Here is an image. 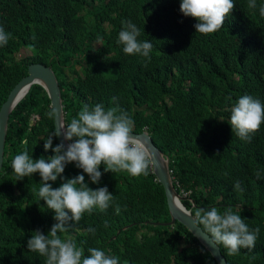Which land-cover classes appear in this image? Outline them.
Returning <instances> with one entry per match:
<instances>
[{
    "label": "trees",
    "instance_id": "trees-1",
    "mask_svg": "<svg viewBox=\"0 0 264 264\" xmlns=\"http://www.w3.org/2000/svg\"><path fill=\"white\" fill-rule=\"evenodd\" d=\"M233 2L223 27L203 35L196 33L197 21L180 12L181 0H0V26L10 34L0 47V101L27 62L49 63L65 125L84 105L128 112L133 130L144 127L167 155L173 186L183 190L180 201L193 215L201 208L221 213L231 208L250 230L259 228L251 250L229 256L218 245L228 264H264V124L245 141L228 123L241 96L264 104V17L259 13L264 0H256L255 9L248 8L249 0ZM122 21L135 24L138 39L153 45L150 59L123 52L117 43ZM19 46L29 52L15 57ZM49 113L45 91L31 82L7 115L0 164V264H46L27 242L37 230L47 235L55 213L39 201V173L17 181L11 162L25 149L33 160L54 155L44 149L53 133ZM57 144L54 137L53 147ZM99 171L100 182L93 184L75 162L65 167L64 178L83 174L93 190L106 186L114 201L106 211L85 213L62 238L74 241L85 256L89 248H99L118 257V264H217L181 222L153 223L169 215L151 170L133 177L105 172L102 164ZM62 182L58 177L48 183L55 189Z\"/></svg>",
    "mask_w": 264,
    "mask_h": 264
},
{
    "label": "clouds",
    "instance_id": "clouds-1",
    "mask_svg": "<svg viewBox=\"0 0 264 264\" xmlns=\"http://www.w3.org/2000/svg\"><path fill=\"white\" fill-rule=\"evenodd\" d=\"M234 7L233 0H181L179 10L185 17L197 21L194 25L196 33L209 35L223 27ZM256 7V0H249L248 8ZM259 13L264 17V5L260 6ZM122 24L124 27L119 32L117 43L123 45V52L150 59L153 45L138 39L140 29L131 21H122ZM9 39L10 34L0 26V47L6 46ZM52 115L49 113L50 117ZM228 123L239 139L250 140L264 124V104L250 95L241 96L231 108ZM133 128L134 120L119 107L105 109L102 104L93 108L84 105L70 123L65 125L61 122L59 128L44 140L45 151L51 149L54 155L47 160L44 157L33 160L27 149L15 155L11 168L16 180L39 173L42 182L38 190L39 201L43 200L47 208L55 213L56 223L47 235L37 230L27 242L30 252L46 257V264H118V257L106 255L99 248H89V255L85 256L83 249L74 241L60 235L68 231L71 223L79 222L85 213L91 214L94 208L106 211L114 201L106 186L93 190L85 182L83 174L70 179L62 174L68 164L75 162V166L82 169L93 184L100 182L102 164L105 172L148 176L154 164V150L145 137L133 135ZM61 135L70 142L66 151L63 143L53 147V138ZM22 144L27 145V139L22 140ZM257 176L259 178V174ZM58 177L63 182L54 189L48 182H55ZM235 188L240 189L239 182ZM115 211L116 214L121 212L119 205H116ZM194 223L202 225L203 232L215 245L222 244L229 256L237 255L241 248H254L259 234V228L250 230L241 214L231 208L223 213L215 207L210 210L196 209ZM88 231L95 232L91 228Z\"/></svg>",
    "mask_w": 264,
    "mask_h": 264
},
{
    "label": "water",
    "instance_id": "water-1",
    "mask_svg": "<svg viewBox=\"0 0 264 264\" xmlns=\"http://www.w3.org/2000/svg\"><path fill=\"white\" fill-rule=\"evenodd\" d=\"M31 82H37L40 84L46 93L51 113H53L51 116L53 131H55L56 128H59L61 122L64 123L59 88L55 74L49 63H43L41 61L27 62L25 65V73L20 75L13 82L7 90L4 98L0 101V164L8 112L16 100L26 91ZM35 116L37 115L35 114ZM133 131V135L145 137L153 147L155 159L150 170L162 186L166 208L169 215L168 219L164 221L154 222L170 224L174 219L181 222L202 244L203 248L209 252L217 264H228L223 254L220 252L218 245H215L211 241V238L203 232L200 225L194 223V215L190 212L189 208L185 207L180 201L182 195L173 186L167 164V155L163 153L152 141L148 131L144 127ZM55 138L57 143H63L65 145L66 151L67 144L70 142L64 140L63 135ZM189 213H191V215H189ZM121 226L122 228L125 227V225Z\"/></svg>",
    "mask_w": 264,
    "mask_h": 264
},
{
    "label": "rangeland",
    "instance_id": "rangeland-1",
    "mask_svg": "<svg viewBox=\"0 0 264 264\" xmlns=\"http://www.w3.org/2000/svg\"><path fill=\"white\" fill-rule=\"evenodd\" d=\"M29 52V50L23 46H19L15 52H14V56L18 57L19 55L23 54V53H27Z\"/></svg>",
    "mask_w": 264,
    "mask_h": 264
}]
</instances>
